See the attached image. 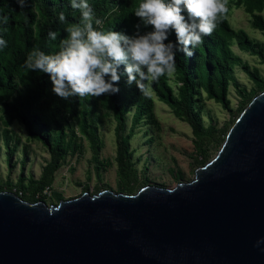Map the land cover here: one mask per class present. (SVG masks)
Returning a JSON list of instances; mask_svg holds the SVG:
<instances>
[{"label": "water", "instance_id": "1", "mask_svg": "<svg viewBox=\"0 0 264 264\" xmlns=\"http://www.w3.org/2000/svg\"><path fill=\"white\" fill-rule=\"evenodd\" d=\"M264 92L173 189L56 206L0 192V264H264Z\"/></svg>", "mask_w": 264, "mask_h": 264}, {"label": "rangeland", "instance_id": "2", "mask_svg": "<svg viewBox=\"0 0 264 264\" xmlns=\"http://www.w3.org/2000/svg\"><path fill=\"white\" fill-rule=\"evenodd\" d=\"M226 21L234 31H242L250 43L241 48L234 40L230 50L238 60L231 65L226 105L210 98L198 87L192 95V115L198 124L195 134L180 109L182 81L175 72L164 77L176 104L169 105L151 90L152 112L130 131L133 109L125 115L124 133L129 135L128 153L134 181L120 174L116 161L115 120L104 102L96 110V155L77 123L70 116L63 125L64 153L52 175L51 194L40 202L56 206L61 201L91 196L104 190L132 196L145 186L173 189L193 180L196 169L218 153L229 129L246 106L264 92V30L254 25L253 16L264 21V2L228 0ZM0 101V192H18L40 186L50 155L44 146L25 134L17 121L8 124ZM52 131V127H51ZM9 138V156L4 145ZM205 159L199 163L201 159Z\"/></svg>", "mask_w": 264, "mask_h": 264}, {"label": "trees", "instance_id": "3", "mask_svg": "<svg viewBox=\"0 0 264 264\" xmlns=\"http://www.w3.org/2000/svg\"><path fill=\"white\" fill-rule=\"evenodd\" d=\"M264 2V0H247ZM94 9L96 18L103 20L105 30L122 32L128 36L150 31L145 28L134 9L141 0H88ZM60 13L66 19L61 21ZM187 15V13H184ZM227 13L222 17L210 36L203 37V43L192 48L193 55L176 53V72L182 81L180 109L195 134L198 124L192 115V95L195 81L210 98L226 105V89L231 65L238 60L230 50L234 40L241 48H249L250 43L242 31H234L226 21ZM254 25L264 30V21L253 16ZM80 20L79 10L71 7L70 0H25L21 8L17 0H0V37L7 46L0 47V101L3 102V114L10 124L19 122L29 139L41 143L50 155V162L44 168L40 186L23 190L22 200L28 203L38 202L34 196L45 187H50L52 175L58 168V161L64 153L63 125L70 116L86 138L93 154L96 155V110L99 102H104L113 113L115 120L116 161L120 174L127 177V184L134 181L130 170L131 154L128 153L129 135L124 133L125 115L133 109L130 131L150 114L153 103L149 95H143L136 84L127 83L124 66L118 68L120 80L116 85L119 92L100 97L73 96L64 100L52 91V82L47 73L29 72L24 68L28 54L34 49L53 54L59 50L60 41L66 38V28ZM139 25V28L137 26ZM58 33L55 41L48 37V32ZM169 40L176 41L175 33ZM155 95L169 105L176 104L175 98L166 84L164 77L151 83ZM52 127V131H51ZM5 133L4 145L9 156V138ZM205 159H201L202 163ZM11 192V191H9ZM17 195V192H13Z\"/></svg>", "mask_w": 264, "mask_h": 264}, {"label": "clouds", "instance_id": "4", "mask_svg": "<svg viewBox=\"0 0 264 264\" xmlns=\"http://www.w3.org/2000/svg\"><path fill=\"white\" fill-rule=\"evenodd\" d=\"M17 3L23 8L25 0ZM70 3L79 10L80 20L66 28L67 35L60 41L59 50L46 54L34 48L24 63L29 72L47 73L52 91L64 100L118 93L121 65L127 83H135L143 95H150L152 82L175 72L177 51L193 55L191 49L212 34L228 11V0H141L134 14L151 30L128 36L105 30L103 20L96 18L88 0H70ZM59 18L62 22L66 19L64 13ZM172 32L175 42L169 40ZM57 35L48 32L53 41ZM6 46V40L0 37V47ZM261 242L264 240H258L257 245Z\"/></svg>", "mask_w": 264, "mask_h": 264}, {"label": "built area", "instance_id": "5", "mask_svg": "<svg viewBox=\"0 0 264 264\" xmlns=\"http://www.w3.org/2000/svg\"><path fill=\"white\" fill-rule=\"evenodd\" d=\"M16 192V191H15ZM52 190H51V187H45L43 190H41L40 192L36 193L34 198L40 202V200H42L43 198L45 197H48L50 196ZM17 196L18 197H21L22 196V191H18L17 192Z\"/></svg>", "mask_w": 264, "mask_h": 264}]
</instances>
